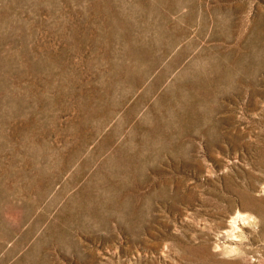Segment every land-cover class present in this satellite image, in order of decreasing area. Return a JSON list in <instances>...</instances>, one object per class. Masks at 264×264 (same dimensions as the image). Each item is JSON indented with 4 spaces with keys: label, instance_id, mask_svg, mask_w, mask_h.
<instances>
[{
    "label": "rangeland",
    "instance_id": "1",
    "mask_svg": "<svg viewBox=\"0 0 264 264\" xmlns=\"http://www.w3.org/2000/svg\"><path fill=\"white\" fill-rule=\"evenodd\" d=\"M0 264H264V0H0Z\"/></svg>",
    "mask_w": 264,
    "mask_h": 264
}]
</instances>
